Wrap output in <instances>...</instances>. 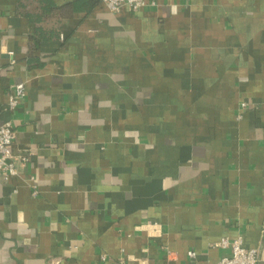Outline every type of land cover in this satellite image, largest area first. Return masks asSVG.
<instances>
[{
    "label": "crops",
    "instance_id": "obj_1",
    "mask_svg": "<svg viewBox=\"0 0 264 264\" xmlns=\"http://www.w3.org/2000/svg\"><path fill=\"white\" fill-rule=\"evenodd\" d=\"M143 1L0 0V264H264V0Z\"/></svg>",
    "mask_w": 264,
    "mask_h": 264
},
{
    "label": "built area",
    "instance_id": "obj_2",
    "mask_svg": "<svg viewBox=\"0 0 264 264\" xmlns=\"http://www.w3.org/2000/svg\"><path fill=\"white\" fill-rule=\"evenodd\" d=\"M106 9L111 13H118L123 7H127L131 12H137L144 5L143 0H101ZM14 93L9 96L8 106L15 109L19 100L24 96V85L17 84L13 88ZM248 103L241 104L242 109H246ZM14 139L12 124L9 122H0V173L5 180L16 174V169L11 160V145ZM21 162L25 163L29 160L28 155L20 157ZM219 246L229 250V255L222 257L212 264H256L259 252L254 248H246L243 246L241 239L229 241L221 239ZM188 256L194 258L195 253L189 252Z\"/></svg>",
    "mask_w": 264,
    "mask_h": 264
},
{
    "label": "trees",
    "instance_id": "obj_3",
    "mask_svg": "<svg viewBox=\"0 0 264 264\" xmlns=\"http://www.w3.org/2000/svg\"><path fill=\"white\" fill-rule=\"evenodd\" d=\"M44 9H45V8H44ZM44 9H43V10H44Z\"/></svg>",
    "mask_w": 264,
    "mask_h": 264
}]
</instances>
